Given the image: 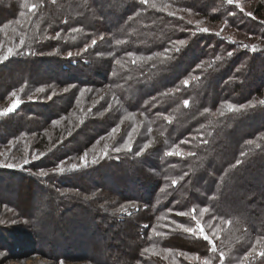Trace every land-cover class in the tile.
<instances>
[{"label":"trees","instance_id":"obj_1","mask_svg":"<svg viewBox=\"0 0 264 264\" xmlns=\"http://www.w3.org/2000/svg\"><path fill=\"white\" fill-rule=\"evenodd\" d=\"M233 3V0H0V28L19 31L9 32L7 39L15 51L0 60V67H5L0 68V100L21 89L18 105L3 115L10 127L6 129V139L28 132L37 136L45 132L42 137L46 139V126L61 118L77 125L82 112H71L78 99L74 95L80 88L99 83L92 76L101 77L111 94L108 102L113 100L120 115L131 114L142 124L138 128L139 146L131 144L122 151L124 157L131 155L134 170L121 173V163H127L124 158L120 163L108 162L104 175L113 186L125 182L135 186L128 197L130 201H146L151 211L155 209L160 214L156 220L144 214L145 210L140 212L141 219L151 220V226L155 224L151 244L159 246L180 238L204 245L207 256L218 248L228 251L225 264H244L249 252L258 250L259 245L264 247V222L263 227L249 222V210L243 206L247 203L245 193L254 192L256 212L264 220V191L255 190L257 184L264 187V46L213 33L205 37L204 33L192 32L196 27L185 16L169 10L203 12L200 16L210 24L226 23L229 28L243 32V36H257L264 45V23L257 22L264 20V0L256 1L249 15L237 10ZM93 55L98 56L95 64L89 61ZM68 85L72 86L70 97L60 96L54 106L48 104L49 97L60 94L59 89ZM44 86L48 88L35 94L36 89ZM81 99L85 97L80 98L77 106L85 108ZM127 118L121 117V121H129ZM114 125L115 122L103 119L83 134H76L74 139L79 140L75 149L64 152L58 161H66L65 155L91 146L98 136L106 138ZM129 135L127 129L120 133L119 147L130 140ZM4 140L0 137V143ZM48 159L51 156L42 159L40 167ZM151 159L154 160L151 175L155 180L150 181L154 184L143 181L148 177L142 168ZM100 168L94 165L90 174L93 176ZM11 169L5 168L3 173L15 175L17 170ZM69 171L79 179L90 170L85 163L82 168ZM60 173V179H52L57 181L58 188L80 191L77 184L69 182L67 176L71 174ZM1 190L10 192L4 187ZM86 190L87 187L81 189L83 193ZM117 192L120 198L127 196ZM106 193L110 196L107 190ZM74 198L77 197L72 195L69 199ZM3 204L9 206L2 197L0 205ZM67 204L64 210L57 211L61 213L58 219L48 216L47 221L55 222L56 229L68 224V233H60L62 239L71 235L79 239L81 231L85 237L90 236L92 225L81 218L86 219L87 214L80 212L75 201L62 203L61 207ZM232 219H241L251 236L243 241H229L232 244L228 248V240L222 233ZM207 228L221 232L220 247L205 231ZM96 230L102 233V229ZM43 233L53 236L44 230ZM110 234L111 241L105 244L108 250L126 254L128 260L141 256L136 247L131 252L118 247L117 243L127 235L118 230ZM88 246L91 249L92 245ZM262 249L260 257L254 256L249 264H264ZM104 254L109 257V253Z\"/></svg>","mask_w":264,"mask_h":264},{"label":"rangeland","instance_id":"obj_2","mask_svg":"<svg viewBox=\"0 0 264 264\" xmlns=\"http://www.w3.org/2000/svg\"><path fill=\"white\" fill-rule=\"evenodd\" d=\"M256 1L258 0H233V4H235L237 10L249 15V13L252 14V8L255 7ZM169 10H174L181 17L185 16L184 19L190 22L193 27H196L192 29V32L204 33L205 37L213 33L222 38L228 36L233 40L251 44L258 43L259 46H264L257 36H243L241 34L243 32L229 28L230 26L226 23L210 24L200 16L203 12L196 14L187 11L188 14L177 11L175 8H169ZM185 14H188V16ZM27 17L29 19L30 15ZM257 22L264 23V20H257ZM12 30L13 33L18 31L15 28H12ZM12 30H6L5 27L0 28V60L5 59L6 56L15 51L13 45L7 39L10 37L9 32ZM89 61L94 62V64L97 63L98 56H91ZM2 67L0 68H5L4 65ZM91 78L96 79L95 81L99 83L85 87V89L80 88L74 95V98L77 95L78 99L71 112L76 111L77 113L79 110L82 112L78 124L74 125L69 120L64 121V118L58 121L55 120L46 126V139L42 137L45 132H42L39 136H37V133L28 132L27 134H19L18 137L11 136L6 139L8 135L6 129L10 127L6 124V118L3 115L18 105L19 100H21L19 94L21 89L11 92L7 97L0 100V126L5 120V124H2L3 128L0 129V137L5 139L0 143V168H4L3 170L5 168L17 170L14 171L15 175L11 176H7L3 173L5 171L0 170V188H8L11 192L6 194L2 190L0 191V200L3 197L9 204V206L4 205L6 203L0 205V264H147L148 262L156 264H225L228 251H219L218 248L220 247L219 244H222V236L227 238L228 248L232 244L229 241H243L251 236L248 233V224H245L246 228L241 219L229 220L224 229L226 232L222 233V236L221 232H215L219 230L217 227H213L215 230L213 232L209 231L208 228V230H205L214 241H217L216 246H218V251H213L208 256L205 254L204 245L180 238L168 240L159 246L151 244L150 234L154 231L155 224L151 226L149 222L152 221L141 219L140 215L145 210L146 213L144 214H150L152 219L157 220L160 214L158 215L155 209L151 211V207L146 201H130L131 199L128 197L135 190V186L126 182L122 183L121 186L114 183L113 186L104 175L106 174L105 170L109 167L108 162L120 163L124 158H126L127 163H121V173L124 174L127 171L134 170L132 167L134 162L131 160L132 158L129 159L131 155L124 157L122 151L131 144H133V147L135 145L139 146L138 137L141 136V130H138V128L142 124L139 120H134L131 114L120 115L118 104L113 100L108 102L111 94L106 82L101 80V77L92 76ZM43 88L48 87L44 86L36 89L35 94L41 92ZM64 88H67L66 91H64ZM64 88L59 89L61 95L55 93L49 97L48 101L50 102L48 104L54 106L59 102L60 96L70 97L72 95L71 85ZM81 97H85V99H81L82 102L84 101L83 107L85 106V108L77 106ZM75 107L78 108L75 109ZM121 117L124 119L129 117L130 120L122 122ZM103 119L110 123L115 122L113 126L115 129L109 135H106V138L98 136L91 146H85L84 149L79 148L69 156L65 155L66 161H58V157L64 155V152L67 153L70 149H75V144L79 140V137L74 139L76 134H83L87 128ZM126 129L127 133L128 130L130 131V140L119 147L120 133ZM50 156L51 159H48L44 167H40V161ZM85 163L86 169L90 171H86V176L75 179L69 170L74 167L82 168ZM153 163L154 160L151 159L149 164L142 168L145 177H148L149 180L144 179L143 181L150 184L153 182L150 180H155V177L151 175ZM47 164H51V166ZM94 165L101 167L98 172L100 175L98 173L93 176L90 174ZM59 172H61L60 175L71 174L67 176L71 180L69 182L77 184L80 191L58 188L56 180L60 179ZM54 178H56L55 181L52 180ZM85 187L88 190L83 193L81 189ZM255 187L256 193L264 191V187L260 184L255 185ZM106 190L110 196L107 195ZM118 190L125 193V195L127 194V196L120 198ZM138 190L140 192L141 189ZM253 193H245L247 203L243 206L249 210L247 214L248 221L263 227L264 220L256 212L257 199L253 197ZM72 195L77 198L70 200L69 198ZM78 198L79 200H76ZM125 200H129V202ZM67 201H75L80 207V212L87 214L86 219L83 216L81 218L84 219L83 222L89 220L92 225L91 232H93L90 236L86 235L85 237V234L81 231L79 239L72 235L68 239H62L60 233H68V224H61L56 229L55 222L50 223L51 220L47 221L48 216H54L55 219H58L61 213L57 211L64 210L68 204L63 207H61V204L67 203ZM48 207L54 209L48 211ZM140 212L142 213L140 214ZM30 215L34 218H31ZM162 219L171 220L168 217H162ZM97 227L102 229V233L96 230ZM43 230L48 234H52L53 238L47 237V234L44 235ZM112 230H118V232L127 235L125 240L117 243L118 247L125 252L128 251L126 249L131 252V249L136 247L141 256L128 260V255L108 250L105 244L111 241L110 232ZM89 244L92 245L91 249H89ZM260 246L257 248L258 250L249 252V255L245 256L244 264H249L254 256L260 257L262 253L260 249L261 247L264 248L263 245ZM262 251L264 250L262 249ZM106 252L109 253V257L104 254ZM235 264L241 263L237 262Z\"/></svg>","mask_w":264,"mask_h":264}]
</instances>
